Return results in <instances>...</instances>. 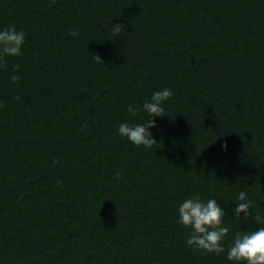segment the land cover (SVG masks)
I'll return each mask as SVG.
<instances>
[{
  "label": "trees",
  "instance_id": "1",
  "mask_svg": "<svg viewBox=\"0 0 264 264\" xmlns=\"http://www.w3.org/2000/svg\"><path fill=\"white\" fill-rule=\"evenodd\" d=\"M7 26L26 36L0 68V264H234L264 221V0H0ZM164 87L152 148L120 137ZM194 195L224 208L223 253L186 244Z\"/></svg>",
  "mask_w": 264,
  "mask_h": 264
},
{
  "label": "clouds",
  "instance_id": "2",
  "mask_svg": "<svg viewBox=\"0 0 264 264\" xmlns=\"http://www.w3.org/2000/svg\"><path fill=\"white\" fill-rule=\"evenodd\" d=\"M112 25L111 32L114 36L120 37L127 31V25L124 23H113L112 21ZM69 34L76 37L79 36V31L70 29ZM25 36L23 30L18 31L14 26L0 27V68L5 67L6 57H19L23 54ZM96 59H101V57L98 56ZM19 67V64L12 67L13 74L9 77L12 82L18 79L14 73ZM173 95L171 88L164 87L152 91L150 98L145 99L142 104H128L126 111L129 119L118 124V135L137 147L143 146L151 149L157 142L152 132L153 128H159L156 117L168 116L165 114V104ZM15 99L19 100L20 97L17 96ZM144 115L147 119L143 118ZM131 118H139L143 122H134ZM221 148L226 151L227 142L221 145ZM116 178L120 179L119 173L116 174ZM238 198L242 203L237 204L234 212L248 216L249 204L246 200V193L241 192ZM176 212L177 222L190 229V234L186 239L188 246L215 254L225 251L222 241L230 229L224 224L225 210L217 199H203L199 195L189 196L179 203ZM256 221L258 227H255V230L238 234L232 239L227 249V259L234 264H264V221H261L259 217Z\"/></svg>",
  "mask_w": 264,
  "mask_h": 264
}]
</instances>
